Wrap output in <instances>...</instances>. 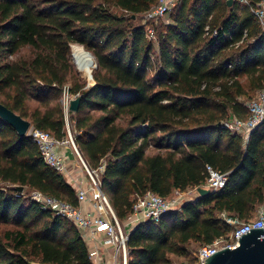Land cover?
Listing matches in <instances>:
<instances>
[{"label": "trees", "instance_id": "16d2710c", "mask_svg": "<svg viewBox=\"0 0 264 264\" xmlns=\"http://www.w3.org/2000/svg\"><path fill=\"white\" fill-rule=\"evenodd\" d=\"M126 12L117 15L110 2ZM261 0H252L253 4ZM157 0H0V102L58 139L68 136L62 95L81 98L69 111L74 141L90 167L105 165L104 191L117 217L138 195L164 197L202 185L207 165L228 173L224 188L186 200L158 222L137 223L128 264H173L233 232L222 217L254 219L264 205V122L247 141L221 122L249 116L239 97L264 88V28L249 7L227 0H180L154 43L135 16ZM239 45L237 46V44ZM80 44L97 67L93 82L75 71ZM155 74L149 72L155 67ZM32 101L38 106L31 108ZM0 264H93L74 223L11 185L77 204L76 189L48 166L30 136L0 117Z\"/></svg>", "mask_w": 264, "mask_h": 264}, {"label": "built area", "instance_id": "2783aa9c", "mask_svg": "<svg viewBox=\"0 0 264 264\" xmlns=\"http://www.w3.org/2000/svg\"><path fill=\"white\" fill-rule=\"evenodd\" d=\"M179 1L157 0L149 10L143 13L144 18L148 21L162 19L172 11ZM234 1L242 6L249 7L264 28V0L257 4H253L252 0ZM145 30L149 39L156 38L155 28L152 25L147 24ZM73 98H76V96L71 95L65 88L63 104L67 113L69 112L70 101ZM244 106L249 112L246 119L231 114L221 124L230 131L241 135L247 141L253 130L264 122V88L258 92L256 97L244 101ZM66 122L69 141L68 138L58 139L50 132L33 126L29 130V136L37 145L44 162L63 175L69 172L66 146H70L77 157V161L85 171L88 182L85 185L77 183V204L39 190H34L31 198L42 208L49 209L56 215H60L74 223L84 238L95 240L100 235L104 236L105 244L113 249V260H106L101 249L91 248L90 259L93 264H128L129 248L127 243L129 234L137 223L147 220L158 222L164 214L181 208L186 200L191 199L186 198L190 192H195V196L199 195V187L216 191L224 188L227 184L228 173H223L213 166L207 165V179L202 185L187 190H175L169 197L151 191L144 195H138L133 205L132 214L125 220L129 226L127 231L117 217L110 198L102 187L101 175L105 165L103 164L96 169L89 166L74 141L67 119ZM85 204H90L91 208L86 209ZM222 217L228 224L234 226L233 232L201 247L196 255L197 264H205L208 257L221 249L237 247L240 237L246 234L247 231L264 228V205L258 208L256 216L250 221H241L238 218L229 217L226 213H222ZM261 238H264V236Z\"/></svg>", "mask_w": 264, "mask_h": 264}, {"label": "water", "instance_id": "95a60500", "mask_svg": "<svg viewBox=\"0 0 264 264\" xmlns=\"http://www.w3.org/2000/svg\"><path fill=\"white\" fill-rule=\"evenodd\" d=\"M234 4V0H227L228 6L231 7ZM88 53L91 54L90 52ZM95 66L97 67V63H95ZM80 105V97L71 99L69 111L77 112ZM0 117L12 126L21 137L29 136V130L32 127L31 122L24 119L2 102H0ZM10 189L22 194L25 191V186L18 184L11 185ZM198 192L199 196L205 197L213 191L209 188L199 187ZM262 236H264V228L251 229L250 232L247 231L246 234L240 237L237 247L232 249L227 247L213 253L205 260V264H264V238H261Z\"/></svg>", "mask_w": 264, "mask_h": 264}, {"label": "rangeland", "instance_id": "374dc122", "mask_svg": "<svg viewBox=\"0 0 264 264\" xmlns=\"http://www.w3.org/2000/svg\"><path fill=\"white\" fill-rule=\"evenodd\" d=\"M109 5H110V8H111V11L113 13L117 14V15H122V14L126 13V12L122 11L119 7L114 5L113 1H111ZM169 16L170 15L168 14L164 18L159 19L157 21H148V20H146L144 18V14H140V15L136 16V19H135L134 23L135 24H141V25H144V26H147V24L148 25H152L155 28V32H157L159 29H161L164 25H166L169 22V20H170ZM152 40H153V43H154V46H155L153 60H154V62H156L157 59H158L157 58V56H158V42H157L156 38L152 39ZM77 48H84V46H82L80 44H74L72 46V49H71V60H72V63L74 65V69L79 74V76L81 77V79L83 81L87 82L88 84H91L93 82V73H94V70L96 68V66H95V63H96L95 57L90 52L93 55L92 56L90 54L93 57V63H91V65L89 67V71L87 73L84 69H82L79 66V64L76 61L75 50ZM86 52H89V51L86 50ZM156 67H157V65H155V67H153L151 69V71L149 72V77H153L154 76ZM242 82L244 83V86H245V88L247 90V94L246 95L239 97V100L242 101V102L256 97L258 92L261 89H263V88H252V86L250 85V82L248 81V79L246 77L242 78ZM63 100H64V93L62 95V103H63ZM38 105H39L38 102H35V101H32V103L30 104L31 108H34V107H36ZM66 116H67V121L69 123V126L71 128V124L72 123H71V120H70L69 112L67 113V111H66ZM66 138H68V137H66ZM68 141H69V138H68ZM73 157H74V155H73ZM6 186H7V184L0 180V187L5 188ZM24 192H25V196L28 199H32L31 198V195H32V192H33L32 189L26 188V190ZM194 193L195 192H190L186 196V198L194 197L195 196ZM255 216H256V213H255ZM120 221H121L124 229L128 231L129 230V226L126 224L127 221H125V220L124 221L120 220ZM11 229H15V225L14 224H12V223H8V224L1 223L0 224V236L4 237L5 232L8 231V230H11ZM192 249L193 250L191 251L190 255H186V256L171 255V258L173 260V264H197L196 255H197V253H198L200 248H197L196 246L193 245Z\"/></svg>", "mask_w": 264, "mask_h": 264}, {"label": "crops", "instance_id": "0c3cea01", "mask_svg": "<svg viewBox=\"0 0 264 264\" xmlns=\"http://www.w3.org/2000/svg\"><path fill=\"white\" fill-rule=\"evenodd\" d=\"M66 151L68 155V164H69V172L64 175L67 181L76 189L77 183H80L82 185H85L88 182V177L85 173V171L82 169L81 165L77 161V157L74 154L72 148L70 146H66ZM74 155V157H73ZM76 157V158H75ZM76 160H75V159ZM85 208L89 209L91 208L90 204H85ZM91 250V248H99L103 251V254L105 256V259L108 261L113 260V249L105 244L104 242V236L100 235L95 240H89L84 238Z\"/></svg>", "mask_w": 264, "mask_h": 264}, {"label": "bare ground", "instance_id": "6f19581e", "mask_svg": "<svg viewBox=\"0 0 264 264\" xmlns=\"http://www.w3.org/2000/svg\"><path fill=\"white\" fill-rule=\"evenodd\" d=\"M75 58L79 66L88 73L89 67L93 63V57L84 48H77Z\"/></svg>", "mask_w": 264, "mask_h": 264}]
</instances>
